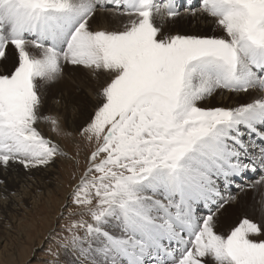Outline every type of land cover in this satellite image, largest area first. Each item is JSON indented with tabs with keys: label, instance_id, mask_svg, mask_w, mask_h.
<instances>
[{
	"label": "snow or ice",
	"instance_id": "1",
	"mask_svg": "<svg viewBox=\"0 0 264 264\" xmlns=\"http://www.w3.org/2000/svg\"><path fill=\"white\" fill-rule=\"evenodd\" d=\"M185 16L220 34L173 31ZM66 74L99 84L75 127L81 101L45 109ZM57 161L65 264H264V0H0V173ZM234 189L258 207L221 233Z\"/></svg>",
	"mask_w": 264,
	"mask_h": 264
},
{
	"label": "rangeland",
	"instance_id": "2",
	"mask_svg": "<svg viewBox=\"0 0 264 264\" xmlns=\"http://www.w3.org/2000/svg\"><path fill=\"white\" fill-rule=\"evenodd\" d=\"M186 21L185 17L181 19L173 27V31L185 32L184 30L188 26ZM203 32L207 35L220 34L218 29ZM77 75L66 74L62 81L51 85L45 95L46 112L55 110L54 103L61 98V95L64 103H67L69 99L81 101L80 104L76 105L75 111L70 109L67 113V123L72 127L82 123L87 118V114L93 111L96 104L94 89L99 87L96 82ZM71 111L74 114L73 120H70ZM45 127L47 134L57 138L69 154H72L75 149L72 141L57 137L47 126ZM86 152V149L81 152V172L84 168ZM64 162L57 161L56 165L51 167L52 172H54L51 173L49 179L44 180L46 188L37 190L39 196L35 200L33 197L24 200L23 210L19 211L14 219H10L11 222L7 223L8 226L0 227V264H54L55 261L61 262V260L63 263L59 264H65L68 256L62 248L57 246V237L49 238L50 232L59 233V228L66 224L69 219L67 212H65L64 219L59 220V214L62 206L66 203L67 194L75 183L72 180L74 166L70 161ZM34 193L32 191L31 196ZM254 196L256 197V205L253 203ZM259 199V195L250 189L241 193L236 205H225L217 214L218 232L227 233L246 215H253L257 210ZM4 253L11 255L12 259L5 258Z\"/></svg>",
	"mask_w": 264,
	"mask_h": 264
},
{
	"label": "bare ground",
	"instance_id": "3",
	"mask_svg": "<svg viewBox=\"0 0 264 264\" xmlns=\"http://www.w3.org/2000/svg\"><path fill=\"white\" fill-rule=\"evenodd\" d=\"M185 19L187 20L186 22L188 23V26L184 31L188 33L203 32V31H207L211 29H217L216 26L212 24L210 21L206 22L202 18H190V17L185 16ZM76 76L78 75L76 74ZM54 105H55L54 106L55 109L58 108V105L56 104V102L54 103ZM72 117H74V114L71 111L70 120H73ZM42 130L47 135L48 138L54 139L58 142L57 138L51 137L52 135L50 136L47 134V129L45 126L42 128ZM53 172H52V168L43 169L39 171H33L31 173V179H29L28 174L25 172L22 166H17V168L12 169L8 174L0 173V178L6 179V187H7L8 193H11L13 191L18 193V195L15 197H12L9 195V198L5 200L4 195H6L7 193H5L4 186H0V227L8 226L7 223L11 222V220L16 217V214L19 211L23 210L24 200L28 199V197L29 199L30 197H33L35 200L37 196H39L37 195V190L44 189V187L46 188V186L44 185V180L49 179V176ZM250 179L259 180L260 176L253 175L250 177ZM246 190H250V189H246ZM32 191L33 193L36 192L33 194V196H31ZM241 193L242 192H240L239 190L234 189L232 194H235L237 196V200L235 202L230 203L229 205H236L238 203L239 197L241 196ZM201 212L202 214H205L206 210L202 209ZM3 255L8 260L12 259L11 255H5V253Z\"/></svg>",
	"mask_w": 264,
	"mask_h": 264
}]
</instances>
